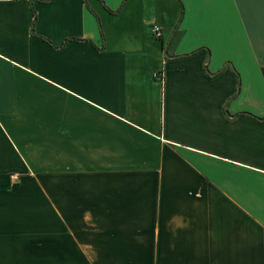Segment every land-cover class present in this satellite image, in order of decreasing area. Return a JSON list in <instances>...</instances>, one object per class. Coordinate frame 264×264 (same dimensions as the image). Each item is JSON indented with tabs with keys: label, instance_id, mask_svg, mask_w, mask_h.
<instances>
[{
	"label": "crops",
	"instance_id": "0c3cea01",
	"mask_svg": "<svg viewBox=\"0 0 264 264\" xmlns=\"http://www.w3.org/2000/svg\"><path fill=\"white\" fill-rule=\"evenodd\" d=\"M0 264H264V0H0Z\"/></svg>",
	"mask_w": 264,
	"mask_h": 264
},
{
	"label": "built area",
	"instance_id": "2783aa9c",
	"mask_svg": "<svg viewBox=\"0 0 264 264\" xmlns=\"http://www.w3.org/2000/svg\"><path fill=\"white\" fill-rule=\"evenodd\" d=\"M28 1L34 2V0H28ZM152 32H153V34H154V36L156 38H160L161 35H162L161 29L158 26H153ZM154 75L157 76V77H161V73L160 72H156Z\"/></svg>",
	"mask_w": 264,
	"mask_h": 264
},
{
	"label": "trees",
	"instance_id": "16d2710c",
	"mask_svg": "<svg viewBox=\"0 0 264 264\" xmlns=\"http://www.w3.org/2000/svg\"><path fill=\"white\" fill-rule=\"evenodd\" d=\"M34 1H36V2H47V1H49V0H34ZM30 2H32V1H30ZM34 22H35V14H34ZM99 22V21H98ZM258 119H262V117H257Z\"/></svg>",
	"mask_w": 264,
	"mask_h": 264
}]
</instances>
